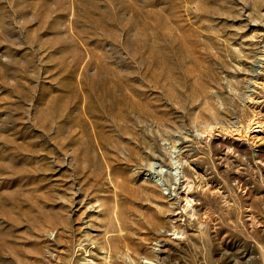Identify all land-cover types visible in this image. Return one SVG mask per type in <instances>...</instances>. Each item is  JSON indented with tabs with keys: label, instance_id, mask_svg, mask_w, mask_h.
<instances>
[{
	"label": "rangeland",
	"instance_id": "1",
	"mask_svg": "<svg viewBox=\"0 0 264 264\" xmlns=\"http://www.w3.org/2000/svg\"><path fill=\"white\" fill-rule=\"evenodd\" d=\"M0 264H264V0H0Z\"/></svg>",
	"mask_w": 264,
	"mask_h": 264
},
{
	"label": "bare ground",
	"instance_id": "2",
	"mask_svg": "<svg viewBox=\"0 0 264 264\" xmlns=\"http://www.w3.org/2000/svg\"><path fill=\"white\" fill-rule=\"evenodd\" d=\"M119 115H122V114H118V116ZM98 118H101L103 121L102 122H94V123H90V125H91V127H90V130L89 131H86L85 133H84V135H83V137H82V139H81V144L82 145H84V144H86L87 143V141L92 137V139H93V142H94V144L96 145V146H98V147H101V146H105L106 147V145H107V143H106V140H107V137L104 135V129L106 128V130H108V131H117L118 133V135H120L119 133H120V130H119V127L121 126L119 123H117V121H116V117H118V116H110L108 113H106V112H102L101 114H97L96 115ZM120 117V116H119ZM127 118V117H126ZM101 126V128L103 127L104 129L102 130V129H96V127L97 126ZM93 128V129H92ZM99 128V127H98ZM106 130H105V132H106ZM111 134V133H110ZM121 135H122V133H121ZM111 136H112V134H111ZM120 139V138H119ZM177 171V170H176ZM178 172V171H177ZM184 172V171H183ZM180 174H181V172H180ZM185 176V175H184ZM188 177V176H187ZM186 177V182L188 183L189 181H188V178ZM178 178V177H177ZM176 177H175V180L177 179ZM185 180V179H184ZM178 183V182H177ZM184 184H186V183H184ZM183 184V185H184ZM182 185V186H183ZM191 185V184H190ZM185 186V185H184ZM183 186V187H184ZM185 189V188H184ZM186 190V189H185ZM189 203V202H188ZM190 204V203H189ZM188 204V205H189ZM192 205V204H191ZM190 206V205H189ZM188 206V210L189 211H191L190 210V208L192 209V207H189ZM186 211H187V208H186ZM189 213H191V212H188V214ZM177 232H180V231H177Z\"/></svg>",
	"mask_w": 264,
	"mask_h": 264
}]
</instances>
